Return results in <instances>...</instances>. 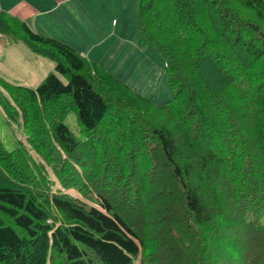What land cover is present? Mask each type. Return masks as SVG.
<instances>
[{"label": "trees", "instance_id": "obj_1", "mask_svg": "<svg viewBox=\"0 0 264 264\" xmlns=\"http://www.w3.org/2000/svg\"><path fill=\"white\" fill-rule=\"evenodd\" d=\"M136 21L163 103L0 9L55 69L1 83L33 153L0 140V264H264V0H140Z\"/></svg>", "mask_w": 264, "mask_h": 264}, {"label": "rangeland", "instance_id": "obj_2", "mask_svg": "<svg viewBox=\"0 0 264 264\" xmlns=\"http://www.w3.org/2000/svg\"><path fill=\"white\" fill-rule=\"evenodd\" d=\"M140 0H97V4L103 7L109 12H117V7L114 4H119L121 9L116 13L110 20L109 23H113L114 18L117 21V26L124 22L130 31V27L133 28L134 39L138 40V28H137V8ZM61 10L53 11L50 16L51 29L44 30L40 25L45 26V19L40 16L35 23L37 29H39L40 34L52 36L55 39L60 40L66 44L72 46L77 52L82 54L86 48L85 40L86 33L84 32V27L86 25V20L82 16L77 17L72 15V21L64 22V17H68L67 13L79 14V11L83 10L75 0H71L60 6ZM93 11V8H92ZM88 9L83 10L81 14L90 23L94 22L92 18L89 17ZM34 19H24L28 25L33 26ZM77 23V24H76ZM41 30V31H40ZM0 38H2L0 36ZM0 40V91L4 90L1 83L6 81L14 85H24L35 89L45 76L54 71V62L42 55L33 53L25 44L22 42H17L14 40L4 39ZM11 43V44H9ZM139 43V42H138ZM139 46V44H138ZM140 56L145 55L146 60L141 61L140 66L144 68L141 75L135 76V81H129L122 77H119L130 85L135 91L141 93L145 96H153V101L157 104L163 103L169 100L172 96V91L167 83L166 75L164 73V60L157 53V51L152 46H147L145 49L141 50L140 46ZM125 53L123 51L120 57ZM85 55V54H83ZM110 70H114V67H110V63L103 61ZM106 70V69H105ZM109 71V70H108ZM111 72V71H109ZM112 71L111 73H113ZM62 79L66 81V78ZM7 98L11 100V97L7 95ZM1 102V100H0ZM65 124L70 128V130L79 136L81 132V127H79L75 111H71L67 114L64 119ZM0 140L2 141L6 150L15 149L17 146L24 144L31 153L33 150L30 148L25 132L19 122L14 121L9 118L3 110L0 104Z\"/></svg>", "mask_w": 264, "mask_h": 264}, {"label": "crops", "instance_id": "obj_3", "mask_svg": "<svg viewBox=\"0 0 264 264\" xmlns=\"http://www.w3.org/2000/svg\"><path fill=\"white\" fill-rule=\"evenodd\" d=\"M69 1L71 0H0V9L10 11L26 20L35 18L33 26H29L39 32V29L35 26L38 18L42 16L46 20V25H40V27L44 30H48V28L50 30L51 22L49 18L52 12L61 10L60 6L62 4L65 8V4ZM75 2L83 10L92 11L93 8V11L88 14L94 20L92 23L83 17L81 14L83 10L79 11V14L67 13L69 16L64 17V22L67 23L74 20L72 15L82 16L87 22L83 28L87 37L85 40L86 48L82 54L98 62L102 68L111 72L114 71L113 74L129 81H135V76L141 75L144 68L140 66L142 56H140L138 41L134 39L133 28L130 27L129 31L124 22L120 27L117 26L116 18H114L112 24L109 23L113 19L112 17L121 9V6L114 4L117 7V12H109L99 6L97 0H75ZM48 33L49 31H47V35ZM0 40L3 39L0 38ZM123 51L125 53L120 57ZM103 61L109 62L110 67H114V70H110Z\"/></svg>", "mask_w": 264, "mask_h": 264}]
</instances>
